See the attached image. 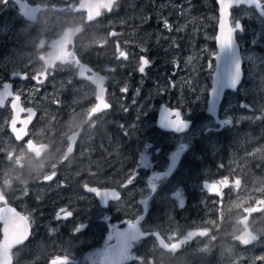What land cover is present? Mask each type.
Returning <instances> with one entry per match:
<instances>
[{
    "label": "rangeland",
    "instance_id": "374dc122",
    "mask_svg": "<svg viewBox=\"0 0 264 264\" xmlns=\"http://www.w3.org/2000/svg\"><path fill=\"white\" fill-rule=\"evenodd\" d=\"M36 1H51L48 12L34 25H21L15 8L0 0V62L7 61L10 66L19 63L18 57L29 55L27 47H36L38 39L57 32L61 27L52 24L53 14L56 23L83 20V15L72 11L71 1ZM259 1L264 10V0ZM106 15L95 23L104 29L78 38L77 46L84 63L107 75L106 99L111 107L87 117L95 104V88L90 81L79 80L77 69L70 65H56L40 88L24 86L39 112L27 139L47 142L51 148L44 158L35 157L25 140H16L10 132L8 113H0V184L6 195L10 200H33V209L22 200L26 215L38 211L48 218L54 200H60L50 193L59 190L61 196L69 175L63 170V146L67 147L69 135H74L79 146L68 160L79 168V175L89 176L79 185V205L92 199L82 185L95 174L93 178L100 183L120 185L128 193L121 204L131 202L133 224H138L140 234H147L142 238L153 240V232L159 231L162 241L157 244V255L162 262L184 264L189 255L195 264H226L221 248L229 236L237 241L235 250L229 248L227 264H244V260L264 264V142L258 138H264V18L253 7L232 9L231 23L243 22L236 39L244 77L237 91L225 93L219 121L215 122L205 113L215 67L218 12L214 0H120ZM112 31L117 34L110 36ZM17 37L20 39L11 43ZM141 57L151 61L145 73L138 71ZM37 66L38 70L43 67L33 63V68ZM67 85V96L54 94ZM125 87L127 91H122ZM162 103L178 109L190 125L180 133L160 130L155 123ZM57 112L62 115L59 121ZM55 122L59 123L57 128ZM175 151L180 152L181 160L167 173ZM133 176V183L128 184ZM205 183L216 185L219 195L208 191ZM153 202L158 204L161 217L175 222L174 230L183 236L168 239V223L160 229L156 224L137 223L144 207L148 212L157 209ZM41 207L44 210L39 212ZM191 208L196 215L188 222ZM178 211L186 216L177 218ZM228 222L235 226L228 230L217 226ZM34 224L32 239L43 240L35 232L43 231L40 226L44 221L36 219ZM240 233L250 236L249 243L239 237ZM256 238H262L260 248L254 254L245 251ZM172 241L180 242L174 245ZM164 243L167 249L162 248ZM32 245L34 257L49 254L41 244ZM176 256L180 258L174 259ZM141 264H150V260Z\"/></svg>",
    "mask_w": 264,
    "mask_h": 264
},
{
    "label": "flooded vegetation",
    "instance_id": "af4514ba",
    "mask_svg": "<svg viewBox=\"0 0 264 264\" xmlns=\"http://www.w3.org/2000/svg\"><path fill=\"white\" fill-rule=\"evenodd\" d=\"M22 1H25L27 5L34 7L33 11H35V13L33 16H31V18H26L25 15H23L20 12L19 8L15 5V3L12 0H3V2H7L8 4H10V6L15 8V10L18 13V19L21 25L36 24L38 20L42 18L41 14L46 11L48 12V9L50 8L49 4L51 3V1L45 2L43 4L36 0H22ZM59 1L61 2L71 1L74 5L72 11L74 13H78V14L80 13L81 15H83V20L75 21L72 23L65 20L64 22L56 23L53 14L51 19L52 24H55V26L58 29L60 27L62 29L60 28L57 32H54L48 38L42 37L38 39L36 47L29 45L30 47H27V49L30 51L29 55L24 59L18 57V60H20L19 63L18 62L15 64L12 63L10 66V63L7 61L5 63L0 62V113L3 114L8 113L7 115L10 116L8 121V128H9L10 120L13 117L12 105L14 104L15 101L18 104L17 109H18L19 119H25L26 117L29 116L31 112L34 113V117L30 125L38 119L37 114H39V112L35 108L33 102L30 101L31 96H29L28 91L26 92L25 87L40 88V85L43 84L44 82H47L48 77H51L50 72L56 69V65H62L59 63H55L51 69L45 70L42 57L46 56V54L50 50L49 44L51 40L58 37L66 28L76 27L77 25L82 26L81 31L74 37L73 45L68 46L67 49V50H70V48L73 49L75 53L74 56L76 59L71 62H66L62 66H67V65L74 66L77 69V78H78V71L80 75H84L83 72H80L81 68H83L84 65L87 66V70H85V76H90L92 75L93 72L96 71L99 72L98 70L93 69L89 64L84 63V61L82 60V56L80 54V50L78 49L77 46V39L83 37L84 35H88L89 33H93L94 31L98 32L100 30L101 32L104 28L98 29L95 23H97V21L100 20L104 16V14L105 16H107L106 14L111 13L114 6L118 4L120 0H116L113 3V6L109 12L103 10L101 16H99L95 20H91L88 22H85V18L87 15L86 12L78 9L76 10L78 5L83 0H59ZM58 10L61 13L62 10L59 7ZM150 13L152 15H155L151 11ZM173 17H174L173 15L169 16V18H173ZM130 25L132 28L133 22H131ZM107 28H110V26H108ZM242 30H243V25H242ZM27 32L28 34L32 33L31 29H28ZM116 34H117L116 31H112L110 33V36ZM19 39H20L19 37L15 39L13 38V41L11 43H13L14 40H19ZM115 44L119 46L118 42H115ZM17 48L20 47L17 46ZM7 59L10 60L9 58ZM16 61L17 59L15 60V62ZM33 63L35 64L41 63L43 67L40 70H38L39 66H37V69H35L33 68ZM99 73L105 75V81L103 85L105 87V100L107 101L106 98L109 91L108 77L105 73H101V72ZM81 79L87 80L85 78L79 77V80ZM68 81L69 80L63 82L65 84L68 83ZM68 90H69V86L67 85L66 89L55 90L54 94L56 95L59 92V93H63V96H67L69 93L67 92ZM95 93H96V89H95ZM107 103L109 104V107L107 109H109L111 107V104L108 101ZM93 107L91 108L89 113L92 111ZM63 113L65 115L67 112L63 111ZM89 113L87 114V117L89 118L96 115L94 114L92 116H89L90 115ZM61 117L62 115L60 116V112H57L56 121L61 120ZM21 124L22 123L20 122L19 124L16 125V127H20ZM58 124L59 123L55 122L54 124L55 128H57ZM30 125L26 130V137L24 138L26 146L28 141H33L29 138L27 139L28 129ZM72 141H73V150L69 154V156L65 157V152ZM40 144L47 145V149L44 150L40 156L41 158H44L46 154L49 152L51 146L47 142H42ZM78 146L79 144H77L75 136L69 135L67 147L63 146V149L65 150L62 159V161H66L63 166L64 173H68L69 175L65 180L66 184L62 188L61 196L59 190H55L54 192L50 193V195L53 194L55 197L60 198V200L57 199L54 200L53 212L49 215L48 218L40 216L38 211L33 212L32 216L30 214L26 215V211L23 209V206L21 204L22 200L24 199L21 198L18 200H10L4 191V187L2 186V184H0V191H1L0 207L3 205H11L15 207L18 212H20L28 219L31 227V233L28 240L23 245L10 250L13 257L12 264H141L142 261H144L145 259H149L150 264H160V263L165 264V262H162L157 255L158 252L157 244L162 241V237L159 231L153 232V236H154L153 240L143 239L142 237L147 236V234L145 235L142 233L140 234L138 229V224H135V229L131 230L129 238L125 241V244L123 246H117V239L115 236H113L111 240L108 239V237L111 234L114 235L116 231L124 232L128 230V223L129 222L133 223L135 219L133 208H131L130 205L131 202H129L128 204L123 202V204H121L122 200L128 195V193L124 192L120 187V185L109 182L100 183L98 180H95L93 178V176H96L95 174L92 176V180H88L86 183L82 185V189L92 199L89 202H86L85 205H81V204L79 205V201H80L79 185L82 180H84L85 178L88 179L89 176L86 174L79 175V168H77L74 163H72L71 161L69 162L68 160V158H70L75 153ZM89 187H97V188L112 187L118 191L117 193L118 196H116L114 199L108 200L106 205L102 206L99 199L95 196V194L86 189ZM214 190L215 192L213 193L219 195L218 187H216ZM127 199L128 198H126V200ZM140 199H143V197H141ZM24 202L26 203V206L29 209H33L36 206V203L31 199L26 200L25 198ZM153 203H154L153 207L157 206V209L154 208L152 209V212H148L147 208L144 207L143 208L144 211L138 213L137 215L138 217H136L137 223L144 221V225H148L151 223L156 224L157 228L159 229L163 224L168 223L166 226V234L168 239H170L172 236H183V234L176 232L174 230L173 227L175 225V222L169 221L170 219L162 218L160 212L158 211L160 209L158 207V204L155 202ZM62 208L65 209L66 211H70L71 213L70 215L66 214L68 215L67 218H63V213H62L61 214L62 218L57 219L56 214ZM46 209H48V207H46L45 210ZM43 210L44 208L41 207L39 209V212H42ZM189 210L191 212L187 216L179 211L175 215L177 218H179L182 215H185L187 218H189L188 222H190V218L194 217V215H196V212H194V208H191ZM230 215H226V217L227 216L230 217ZM217 217L220 218V215H217ZM36 219L39 221L40 220L44 221V224L40 226L41 227L40 229H42L43 231H47L46 236L43 234V231L35 232V234H37L36 237H44L43 240L32 239L33 230L35 229L34 220L36 221ZM81 225H83L81 231L77 232L76 228ZM1 226L2 223L0 222V234H1ZM217 226L219 227L226 226L228 230L234 227L235 223L228 222L227 224H218ZM263 226H264V222H263ZM244 230L247 231L248 227H246ZM239 237L245 239L247 243H249V241L251 240L248 234L240 233ZM181 240L182 238L180 239V241ZM259 240L262 242V238H260ZM259 240L256 238L254 243L247 245L246 246L247 248H244V250L250 252L251 254L252 253L254 254L255 251L260 248ZM236 241H237V237H229V236H226V238L223 241L224 245L221 248V251H223V253L221 254H223L222 260L226 264L228 263L231 257V250L229 248H233L235 250ZM172 242L174 245L178 243L174 241ZM34 243L38 244V246L41 244L43 247L46 248V251L49 250V254H41L38 255L37 257H34L35 250H30V248L33 247L32 244ZM153 246L154 248L151 249V247ZM162 248L167 249L168 248L167 244L164 243L162 245ZM179 258L180 256L174 257V259H179ZM196 258L204 260V257L202 256H197ZM189 259L190 256L186 255L185 256L186 261L184 264H195L194 261H190ZM252 261H254V258L252 259ZM241 262H244L245 264L247 260ZM172 263H174V261H172Z\"/></svg>",
    "mask_w": 264,
    "mask_h": 264
},
{
    "label": "water",
    "instance_id": "95a60500",
    "mask_svg": "<svg viewBox=\"0 0 264 264\" xmlns=\"http://www.w3.org/2000/svg\"><path fill=\"white\" fill-rule=\"evenodd\" d=\"M15 5L19 8L20 12L25 15L26 18H31L34 15L35 11H33L34 7L27 5L25 1L22 0H12ZM116 0H83L78 5L76 10H82L86 12L85 22L95 20L99 16H101L102 11L105 10L109 12L113 6V3ZM217 5L218 12V21L216 26V34H215V46H216V54L215 58V68L212 72V80L211 87L208 91V99H207V108L206 114L213 117V119L218 121V114L220 110L221 103L224 99L225 93L227 91H237L239 85L243 79V68H242V56L240 51V45L236 39V31H242V22L237 20L233 25L231 23V11L232 8H238L240 6H245L247 8L253 7L258 11L261 17L264 18V10L262 8V3L259 0H214ZM225 5H230L229 7H225ZM223 10V11H222ZM223 20L225 25V31L228 28H234L233 34V43L230 48L225 49L223 52L220 51L219 46V37L221 36V28L220 24ZM239 27H236V25ZM82 26L77 25L76 27H68L66 28L58 37L52 39L49 47L50 50L46 54V56L42 57L44 68L48 70L54 66L55 63L64 64L66 62H71L75 60V53L72 48L68 49V46L73 45L74 37L81 31ZM219 55V60L217 56ZM239 59L241 64V77L238 81L235 88H233L230 84V75L233 70V65L236 59ZM85 70H87V66H83L80 72H83L84 75H80L78 71V79L79 77L85 78L90 81L96 89L95 100L96 103L90 113L89 116L100 113L101 111L107 109L109 104L105 100V75L100 74L99 72H93L90 76H85ZM14 76V75H13ZM9 85V83H8ZM215 89V92H213ZM13 106V117L9 123V129L11 133L14 135L15 139L18 141L23 140L26 137V130L30 123L33 120L34 113L31 112L28 117L25 119L18 118V104L15 101ZM168 109L170 112L179 111L175 108H170L164 103L161 104L160 108L157 111L156 123L155 125L164 131L167 132H175L180 133L182 131H177L175 128L168 126L167 121H163V113L164 110ZM175 119V117H171ZM183 119V118H182ZM187 125H189V121L183 119ZM22 123L20 127H16L17 124ZM27 148L30 152H32L36 157H40L42 152L47 149L46 144L34 143L33 141H28ZM73 150V141L68 146L65 157L69 156V154ZM179 151H175L170 156V164L168 166L167 171L169 173L173 172L179 162ZM207 189L211 192H215V186L211 184L206 185ZM92 189V193L99 199L102 206H105L107 201L110 199H114L109 197L107 201L104 198L100 197L101 192H110V193H118L115 188H97V187H89ZM87 189V188H86ZM1 198V191H0ZM0 222L1 226V236H0V264H12L13 257L10 252L11 249L17 248L23 245L29 238L31 233V227L28 219L22 215L20 212L16 210L15 207L11 205H3L0 207Z\"/></svg>",
    "mask_w": 264,
    "mask_h": 264
},
{
    "label": "snow or ice",
    "instance_id": "6c2138e0",
    "mask_svg": "<svg viewBox=\"0 0 264 264\" xmlns=\"http://www.w3.org/2000/svg\"><path fill=\"white\" fill-rule=\"evenodd\" d=\"M229 6L230 5H225V7H229ZM165 27H169L166 21H165ZM236 27H239V25L237 24ZM220 28H221V36L218 39H219L220 51L223 52L225 49L230 48L232 46L233 34H234L235 29L234 28H228L225 31V25H224L223 20L221 21ZM217 59L219 60V55L217 56ZM150 64H151V61L149 59H147L146 57H141V63H140V67L138 68V71L140 73H145V69L148 66H150ZM240 77H241V64H240L239 59L237 58L234 62L233 70H232L231 75H230V84L233 88L236 87L238 81L240 80ZM122 91H127V88L125 87L124 89H122ZM213 92H215V89H213ZM173 116L175 117V119L171 118ZM162 120L167 121L168 126L175 128L177 131H182L183 129H185L188 126L187 123L182 119L181 113L179 111L170 112L168 109H165L164 113H163ZM133 179H134V176L132 178H129L127 180V183L132 184ZM153 187H154V185H153ZM87 190L90 192L92 191L91 188H87ZM116 196H118L117 193H110V192H101L100 193V197L104 198L105 201H107L109 197L115 198ZM142 203H144V201H142ZM181 205H183V201H181ZM62 213H63V218H67L71 212L66 211L65 209L62 208L56 214V218L57 219L62 218L61 217ZM66 214H68V215H66ZM141 219H142V217H141ZM82 227H83V225L77 227L76 231L80 232ZM133 229H135V224L129 222L128 223V230H126L124 232L116 231L115 234L114 235L111 234L108 237V239L111 240L113 238V236H115L117 239V246H123L125 244V241L129 238L131 230H133Z\"/></svg>",
    "mask_w": 264,
    "mask_h": 264
}]
</instances>
